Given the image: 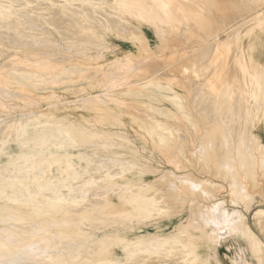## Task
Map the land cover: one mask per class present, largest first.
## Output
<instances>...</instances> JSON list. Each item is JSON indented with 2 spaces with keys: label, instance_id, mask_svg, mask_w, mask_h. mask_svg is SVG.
Masks as SVG:
<instances>
[{
  "label": "bare ground",
  "instance_id": "1",
  "mask_svg": "<svg viewBox=\"0 0 264 264\" xmlns=\"http://www.w3.org/2000/svg\"><path fill=\"white\" fill-rule=\"evenodd\" d=\"M98 1L100 0H97V3ZM107 1L110 8L114 9L111 12H114V16L111 19L107 16V28L117 30L115 28L123 26L124 23H133L135 26L146 23L152 29L162 51L167 48L171 40H175L171 39L175 34V37L178 34L180 36L188 35L186 38L190 39V35H192L190 32L193 31V38L202 36L203 39L199 38V42H196L197 38L195 43L190 41L194 44L191 45L193 56L186 58L185 63L176 62L178 59L175 56V63L174 60L172 61L174 75L167 72L166 69L170 66H168L169 62L163 61V54L161 56L163 59L156 53L154 56L162 59L165 69L164 67L158 68V66L152 68L155 65L149 61L143 63V59L139 61L140 55L143 56V54H139L136 60L132 61L133 64L132 62H121V58L129 54L127 52L123 53L121 58L115 56L114 59L118 60L117 63L119 62L115 69L124 70L123 72L121 70L120 73L128 74L131 71L133 74L129 75L130 72L129 77L117 79L118 75L116 80L113 81V79L110 83H104L109 76V73L106 74L104 71L111 69V62L114 59L107 58L99 62L98 54L89 55L86 50L80 49L79 53L82 55L85 53V56H76L79 70L81 68L90 69V71L85 74L88 78L85 84H79V91H74L75 98L72 102L93 112L91 116L100 122L111 116H116L119 120L120 116L124 114L133 116V113L127 111L126 103L119 105L120 98L119 96L115 97L118 95L114 92L115 90L120 91L119 95H121L130 89L133 91L149 89L146 96L150 99L147 102L150 104L147 108L150 110L155 109L152 104V101L156 100L154 91L172 90V95L169 98L172 100L175 111L160 113L164 119H172L173 124L170 123L171 126L168 128L169 124L165 121L164 123L162 120L148 117L150 120L147 121V118L141 126L147 131L148 139L153 145L157 143L161 145L166 142L164 140L171 136V132H174L173 136L177 132L183 133L184 138L180 136L179 138L178 134L174 138L170 137L174 139L173 150L169 152L166 149L165 151L168 155L171 153L178 157V146H182V153H184L182 156L185 157L184 160L182 159L183 166L189 165V168L178 169L179 167L177 168L170 156H167L170 160L165 157L166 154L163 155L165 162L171 164L170 168H152L150 172L153 173V177L150 181H147L139 172L123 168L127 158H133V161L142 165V153L147 151L144 145L141 147L142 151H139L141 149L133 144L132 139L127 136L124 130L110 131L102 125L89 126L83 122L77 123L73 117L75 109L78 107L64 111L63 107L68 102H65L63 97L56 95L52 87L49 86L50 84H63L65 81L66 85H69L67 87L72 88L70 84L78 81L77 78L67 77V74L70 73L67 72V67L60 63L62 58V60L66 57L71 58L68 55L70 50L69 53L67 52L68 54L65 52V58L55 55L58 57L57 59L50 58L54 52L58 54L57 50H52V52L50 49L42 50L44 55L39 58L41 60L38 62L27 61L28 56L22 58L17 52L13 54L9 52L12 54L9 55L11 58H6V61L4 58V61L0 62V107H2L0 112L4 117H7L2 120L3 117L0 114L4 123L0 127V158L4 157L3 160H0V264H153L155 257L158 258V264H222L216 241L219 240L217 238L227 237L229 234L233 239L239 238L243 246H240V254L230 257L231 264H239V261L245 263V258H247L248 264H264V198L260 202L258 201L251 217H248L242 210L236 209L235 207L238 205L234 206L237 203H243L245 198L251 194L247 188V177L249 183L250 180L256 182L255 179L259 178L257 173L264 167V142L262 140L260 142L253 141L255 139L252 140L251 136L249 137L245 132L248 127L253 130L259 123L264 124V18L261 17V21H259V17L253 18L255 12L252 11L254 12L252 15L248 13L251 9L246 11L245 6L248 3H239L235 0H176L175 2L178 4L175 6L170 4L174 0ZM254 1L261 3V1ZM15 5L19 6L18 2ZM78 5L80 4L78 3ZM185 5L190 10L181 14L180 9ZM34 7L36 8L37 5ZM53 9L51 10L53 11ZM108 10L110 11V9ZM56 12L53 14L56 15ZM104 13H106V9ZM21 14L20 16L23 18L26 17L23 13ZM99 14H101L100 11ZM105 15L103 16L105 17ZM250 15L252 16L250 17ZM27 17L26 20L31 19ZM57 17L55 16L54 20L55 18L58 20ZM98 17L103 21L101 16ZM50 18L53 19L52 16ZM60 18H62L61 15ZM68 19L66 18V20ZM48 20L50 21V19ZM183 20L188 26L181 28ZM54 22L49 23L55 24ZM66 22L64 24L71 25ZM33 24L37 29L38 25ZM103 24L105 25L104 22ZM125 25L121 27V30L127 31L128 28ZM18 26L20 25L18 24ZM34 26H32L33 30ZM10 27L6 26L8 29ZM29 27L31 28L30 25ZM29 27L27 25V28ZM180 28H185L186 31H179ZM69 29L71 30L70 26ZM77 30L80 29L77 28ZM1 31L3 30L0 29ZM13 31L5 30V33L10 32L6 33L10 34V39L13 38L11 32L13 35L15 34ZM15 32L16 36L18 33ZM20 32L23 33V31ZM33 32L31 31V33ZM70 33L68 32L66 36L72 33L76 35L77 31L73 30ZM0 34L5 36L2 32ZM74 34L72 36H75ZM41 35L44 36L43 32ZM132 35L134 34L132 33ZM15 36L13 39H16ZM25 36L22 38L25 39ZM1 38L0 44H3ZM6 38H4L5 42ZM21 40L20 43L25 42ZM29 40L31 41V39ZM32 40L34 43V39ZM139 40L142 41L137 47V53L149 51L150 46L147 39ZM5 42L4 45L7 43ZM16 42L10 44L15 45ZM7 45L5 46L10 48ZM170 45L172 44L170 43ZM88 46L90 45L88 44ZM29 47L31 48V46ZM63 53L61 52L59 55ZM0 54L2 55V53ZM37 55L35 56L37 57ZM148 56L150 58L151 55L148 54ZM144 57L146 58V56ZM169 57L167 56V59ZM72 58L74 57L72 56ZM152 58L154 57L150 58L151 61ZM156 61L158 60H154L153 63H157ZM146 64L149 66H144ZM150 64L153 66L150 67ZM91 69H97L102 74L101 76L105 78L103 82H94V72L97 71L93 72ZM178 71L179 74L184 71L183 74L186 76L181 74L183 76L179 78ZM30 73L34 75L31 76ZM47 75L50 77L54 75V80L51 79L52 82H49V79V83L46 84L41 82L43 84L41 87L38 85V89L43 92H36L37 83L39 84L41 78L44 79ZM82 76L80 74L78 77ZM123 76L125 75L123 74ZM38 80L39 82H37ZM174 86L182 87L185 93H179L174 89ZM69 88H65V90L67 91ZM96 88L98 90H95ZM111 95L114 99L110 98ZM43 97L55 98L57 103L46 108L41 106L43 109L35 108L37 100H41L40 98ZM6 99H9V102L6 101V103ZM117 102L118 105H116ZM140 105L137 103V107ZM130 108L132 112L136 110L135 115L142 114L140 111H138L140 114L137 112L138 109ZM116 109L119 110V113L114 112ZM104 110L107 111L103 112ZM144 117L146 116L144 115ZM200 118L203 119V122L199 121L202 124L199 130V123L197 124L196 120H201ZM248 121L250 124L246 125ZM252 137L254 136L252 135ZM145 140L147 143V138H144ZM257 153L258 156H256ZM71 156L89 161L103 157L111 160L114 164L107 166L103 162L105 164L103 169L97 172L93 170V173L74 181V184H79L75 186L77 191L73 192V197L66 199L63 197L64 194L72 192L74 184L64 183L69 175L61 173L69 168L71 159L61 161L62 158ZM185 161L189 163L184 165ZM51 165L54 166L56 173H59L49 174L45 177L44 169L51 168ZM145 165L144 167H148ZM256 168H260L258 172ZM147 170L145 171L147 172ZM197 171H199V176L196 174ZM205 175L210 178H206ZM184 177L190 178L200 187L185 188L178 182ZM165 182L170 184L169 187L162 188L158 192V186ZM219 183H224L226 186L231 204L223 200L224 198L216 199L214 197L217 196V194L214 195V190L217 188L216 186H220ZM255 186L256 184L252 187ZM90 187L95 188L92 190L91 196L84 200L88 196ZM154 188H157V191ZM185 194L188 196L186 197L187 201L182 202ZM60 198L62 200L56 202ZM159 198L171 200L175 205V210L170 211L169 205H161L162 202L158 200ZM212 199L213 201L218 200L215 202L219 204L210 206ZM247 199L253 201V198ZM195 201L209 205L202 207V204H199L198 207L201 205V209H195L196 207H192ZM249 202H246L247 205H243L244 210L248 212L251 206ZM189 213L191 217L188 218ZM172 216H178L179 219L172 224V230L166 231L168 225L166 221ZM224 216H228L229 219L226 221ZM219 218H224V222H221L220 225L218 224ZM213 221L216 225L214 228L213 224L214 229L211 227ZM252 223H256V227L258 225L257 231L252 227ZM149 225H152V229H146V226ZM150 231L157 232L158 235L146 238ZM224 237L221 242H225L226 247L229 248L232 243L225 240H228L230 236L225 240ZM176 252L181 254V256L178 255L180 256L178 260L175 257L177 254L174 255L175 258L170 255ZM242 256L245 258L243 259Z\"/></svg>",
  "mask_w": 264,
  "mask_h": 264
},
{
  "label": "rangeland",
  "instance_id": "2",
  "mask_svg": "<svg viewBox=\"0 0 264 264\" xmlns=\"http://www.w3.org/2000/svg\"><path fill=\"white\" fill-rule=\"evenodd\" d=\"M16 1V2H15ZM20 1H21V3H20ZM24 1V2H23ZM0 0V29L1 30H3V31H1L2 33H4V35L5 36H1V34H0V36L2 37H0L1 38V40H3L2 42H3V44L1 43L0 44V53H2V55L0 56V62H3L4 60V58H5V61L7 60L6 58H8V59H10L11 58V56H9L10 54H9V52H12V54L13 53H15V52H17V53H19V57L21 56L22 58L24 57V58H26V56H28L27 58H26V60L27 61H32V62H38V60H41V59H39V58H41V57H43V55H44V53L42 52V50H46V49H50L51 50V52H52V50H57V52H58V54H56V52H54L52 55H54V56H50V58L52 59H57L58 57L56 56L55 57V55H58L59 56V58L60 57H64L65 58V52L67 53L69 50H70V53L68 54V55H70V57L71 58H67V60H66V58L64 59V60H62L61 59V64L63 65L64 64V66L65 67H67V72L68 73H70V74H67V77H73V78H77L76 80H78V81H75V82H73V83H71L70 85H71V87L72 88H69V87H67V86H69V85H66V83H65V81L63 82V84H50L49 86H51L52 87V89L54 90V93L56 94V95H58V96H60V97H63L64 98V100H65V102H68L67 104H66V106H64L63 107V109H64V111L66 110V109H70V108H75V107H78V108H76L75 109V116L73 117V119L77 122V123H84V124H86V125H93V126H95L96 124L97 125H102V126H104V127H107L110 131H112V130H115L116 129V131H118V132H120V131H122V130H124L125 132H126V134H127V136L128 137H130L131 139H132V142H133V144L138 148L139 147V149H141V147H142V145H144V147L146 148V150L147 151H143V153H142V157H141V163L143 162H145V163H147L146 165H145V163H144V165L145 166H148V167H144V165H143V163H142V165H139L138 163H136V161H133V158L132 159H126V163L125 164H123V168H130V169H132V170H134L135 172H139L141 175H143V177L147 180V181H150V180H152V177H153V173L152 172H150L151 170H152V168H156V169H163V168H165V167H167V168H170V163L168 164V163H166L165 161V157L167 158V156H170L171 158V160H173V162L175 163V165L177 166V168L178 169H180V170H182V169H184V168H189L188 166L186 167V166H183V161H182V159L184 160V156H182V155H184V153H182L183 152V150H182V146L180 147V146H178V149H179V156L178 157H175V155L174 154H171V153H169L170 155H168V153L165 151L166 149H168L169 150V152H171V150H173V140L174 139H172V138H174V136H176L177 134H178V137L180 136L181 138H184V134L183 133H181V132H177V134H175L174 136H173V134H174V132L172 133L171 132V136H169V138L167 137V139L165 138V140L164 141H166V142H164V143H162L161 145H159L157 142V144L156 145H153L152 143H151V141L148 139L149 137V135L147 134V131L141 126L142 125V123H144L145 121L144 120H146L148 117L149 118H151V119H154V118H156V120H162L163 122L165 121L166 123H168L169 125H167L168 126V128H169V126H171L170 125V123L171 124H173V122H172V119H164V117H163V115L160 113V112H163V111H169V112H171V111H175V107L172 105V100L169 98L171 95H172V90H164V89H162V90H156V91H154L153 93L155 94V96L156 97H154V99H156V100H153L152 101V104H153V106L155 107V109L153 108V110H150V109H148L149 108V106H150V104L149 103H147V102H149L148 100H150L149 98H147V96L146 95H148V92L150 91L149 89H147V90H135V91H133V89L131 90H129V91H127V92H124V94H121V95H119V92L120 91H114V92H116L118 95H115V97L116 96H119V105L122 103V104H124L125 105V103H126V105L125 106H127L128 108H127V111L129 112V113H133L132 115L133 116H130L129 114H124L123 116H120L121 118L118 120V118H116V116H111V117H109L108 119H104V120H102L101 122L100 121H98L97 120V118H94V117H92L91 116V113H93V112H90V111H87V110H85L83 107H80V105L79 104H77V105H75L74 104V102H72L73 100H74V98H75V92L74 91H77L78 89H79V87H78V85L79 84H85V82H86V80H88V78L85 76V74H87L89 71H90V69H81L80 68V70H79V67H78V65H77V60H76V56H85V53L82 55V54H80L79 53V51L78 50H80V49H83V50H86L87 52V54H89V55H91V54H98V56H99V58H98V61L100 62V61H103L104 59H110V60H112V59H114V58H116V57H118V58H121L122 57V54L123 53H129V54H127V56H125L124 58H121V62H132V61H135L136 60V58L138 57V55L139 54H143V56L142 55H140V60L139 61H142V59H143V63H146V61H149V62H152V64L153 65H155L154 67H152V68H157L156 66H158V68H162V67H164V69H165V66H163V65H165V63L163 62V61H165V62H169V65L168 66H170V67H168L166 70H167V72H169V74L170 75H172L173 74V72L175 73V70L172 72V70L174 69V63H175V58L176 59H178V60H176V62H184L185 63V61L188 59V58H190V57H192L193 55V50H192V46L194 45V44H192V43H190V41H192V42H194V41H196L195 39H197V41L196 42H199V38H201V39H203L202 38V36H200V37H196L195 36V38H193L194 37V35H193V31L192 32H190V34L192 33V35H190L189 37H190V39H192V40H190V39H188V38H186V37H188V35L187 36H180L179 34L175 37V35H173V38H171V39H175L174 41H170V43L172 44V45H170V43L168 44V46H167V48H165V50L164 51H162V49H160V47H159V42L156 40V38H155V36H154V34H153V32H152V29L146 24V23H143V24H141V25H139V26H135L133 23H131V24H129V23H124V25L128 28V29H126L127 31H125V30H121V27H123V26H119V28H118V26L115 28V29H117V30H112V29H109V28H107L106 27V25L108 24V22H106V21H108V20H106L107 19V16H109L108 18L109 19H111V17L112 16H114V12L113 13H111L112 11H114V9H112V8H110V6L108 5V1L107 0H100V1H98V3H97V0ZM41 1H43V3L45 4V3H48V4H43V3H41ZM56 1V2H55ZM93 1V2H92ZM171 1V0H170ZM176 0H174V1H172V2H170V4L171 5H177L178 4V2H175ZM235 1H237V2H239V3H241V2H243V3H248L246 6H248V7H246L245 6V8H246V11H248V10H250L248 13H250V14H254V12H255V14L253 15V18H258V19H260L261 17L262 18H264L263 16H264V0H257V1H261V3L260 2H256V1H252V0H250L249 2H246L245 0H240V1H238V0H235ZM17 2H18V5L19 6H17V5H15V4H17ZM32 2V3H31ZM64 2V3H63ZM71 2V3H70ZM89 2V3H88ZM100 2H102L101 4H100ZM174 2V3H173ZM25 3V4H24ZM38 3H41V4H38ZM50 3V4H49ZM78 3L80 4V5H78ZM92 3V4H91ZM251 3V4H250ZM261 5H260V4ZM37 5V7H39V9H37V7L35 8L34 6L35 5ZM74 4V5H73ZM89 4V5H88ZM99 4V5H98ZM236 4V3H235ZM25 7H24V6ZM34 5V6H33ZM39 5V6H38ZM45 7H43V6ZM73 5V6H72ZM86 6V8H84V6ZM251 5H252V7H254V8H252L251 7ZM254 5V6H253ZM34 8H33V7ZM48 6V7H47ZM50 6V7H49ZM52 6H53V8L55 9V11H54V9L52 8ZM70 6V7H69ZM81 6V7H80ZM67 7H69V8H67ZM72 7V8H71ZM74 7V8H73ZM89 7H90V9H89ZM96 7V8H95ZM43 8V9H42ZM50 8V9H49ZM58 8H60L59 10H57ZM71 8V9H70ZM88 8V9H87ZM92 8V9H91ZM185 8V9H184ZM198 8H199V6H198ZM247 8H249V9H247ZM6 9V10H5ZM51 9H53V11L54 12H56V10L58 11V13L56 12V15H54L53 13V11L51 10ZM105 9H106V13H104L105 12ZM108 9H110V11L108 10ZM253 9V10H252ZM255 9V10H254ZM261 9H263V10H261ZM34 10H35V12H34ZM36 10H37V12H36ZM62 10V11H61ZM65 10V11H64ZM75 10V11H74ZM77 10V11H76ZM95 10H97V11H95ZM102 10V11H101ZM190 10V8L188 7V6H184V7H182L181 9H180V11H182L181 12V14H185V12L187 11H189ZM18 11H20V12H18ZM48 12V11H50V12H53V13H49V15H48V13H46V12ZM67 11V12H66ZM90 12V14H91V16H90V14H89V12ZM99 11H100V13L101 14H99ZM252 11H254V12H252ZM28 14H27V13ZM42 12V13H41ZM71 12V13H70ZM88 14H87V13ZM256 12H258V13H256ZM21 13H23V15H25L26 17H27V15H28V19H29V17L31 18V19H29V20H26V17L25 18H23V16H20V15H22ZM64 14V15H62V14ZM102 13H103V15L104 14H106L105 15V17L102 15ZM36 14V15H35ZM42 14V15H41ZM54 16H53V15ZM58 14V15H57ZM67 14H68V16H67ZM72 14V15H71ZM94 14V15H93ZM259 14H261V15H259ZM60 15H61V17L62 18H60ZM66 15V16H65ZM252 15H250V17L252 16ZM36 18H35V17ZM49 16V17H48ZM53 17V19L52 18H50V17ZM55 16H58L57 18H58V20L55 18V20H57V21H59L58 23H57V21H55L54 20V17ZM65 16V17H64ZM70 16V17H69ZM73 16H76V17H73ZM87 18H85V17ZM89 18H88V17ZM93 16V17H92ZM98 16H101L100 18H102L103 19V21L101 20V19H99V17ZM81 17V18H80ZM33 18V19H32ZM50 19V21L48 20V19ZM66 18H69L68 20H66ZM105 18V19H104ZM14 19V21H12ZM61 20V22H60V20ZM64 19V20H63ZM249 19H251V18H249ZM42 20V21H41ZM52 20V21H51ZM55 22H54V21ZM69 20H71V21H69ZM79 20V21H78ZM85 20V21H84ZM92 20V21H91ZM101 20V21H100ZM186 20V19H185ZM262 19H260L259 21H261ZM46 21V22H45ZM66 21H69V22H71V23H69V22H66V23H68V24H71V25H69L70 26V28H71V30L69 29L68 30V25L67 24H64ZM82 21V22H81ZM124 21V20H123ZM2 22H4V23H2ZM9 22H11V23H9ZM49 22H54L55 24H50ZM62 22H63V24H62ZM77 22V23H76ZM94 22V23H93ZM103 22L105 23V25L103 24ZM183 23L181 24V28L182 27H187L188 25L186 24V23H184V22H186V21H182ZM33 23H35L36 24V26H37V29L35 28V26H34V24ZM74 23V24H73ZM4 24V26H2ZM18 24L20 25V26H22V27H20V26H18ZM28 25V27H29V25L31 26V28L29 27V28H27V25ZM50 24V25H49ZM76 24H77V26H76ZM90 24V25H89ZM92 24V25H91ZM104 26H103V25ZM184 24V25H183ZM11 27H10V26ZM60 25H62L61 27H60ZM64 25H66V26H64ZM74 25V26H73ZM83 25V26H82ZM120 25V24H119ZM122 25V24H121ZM6 26L7 27H10L9 29L8 28H6ZM25 26H26V28H25ZM32 26H34V30H33V27ZM76 26V27H75ZM133 26V27H132ZM4 29H3V28ZM12 27H13V29H12ZM24 27V28H23ZM65 27V28H64ZM96 27V28H95ZM196 27H197V23H196ZM38 28H40V29H38ZM43 28V29H42ZM73 28H75V29H73ZM77 28L78 29H80V30H77ZM88 28H90V29H88ZM99 28V29H98ZM102 28V29H101ZM137 28V29H136ZM179 29V31L180 30H182L183 32L184 31H186V29L185 28H183V29ZM10 29H11V31H13L15 34H16V32L15 31H17V35H19L18 37H17V35L15 36V34L13 35L12 34V32H11V35H12V37L14 38V36H15V38L16 39H13L12 37V39H10V34H6V33H10V32H6L5 33V30L7 31H10ZM24 29H26V31H24ZM27 29H29V30H27ZM46 29V30H45ZM65 29V30H64ZM67 29V30H66ZM93 29V30H92ZM185 29V30H184ZM48 30V31H47ZM74 30V32H76L77 31V33H76V35L74 34V33H72V31ZM104 30V31H103ZM132 30H134V31H132ZM20 31H23V33L25 34V35H27V36H29L28 38L29 39H31V41L28 39V38H26L27 36H25L22 32H20ZM28 31H30V32H28ZM31 31H34L33 33H35V34H33V33H31ZM40 31H42L43 32V34H44V36L43 35H41L42 34V32H40ZM65 31V32H64ZM70 33V31H71V35H69V36H66L67 35V33L68 32ZM93 31V32H92ZM125 31V32H124ZM136 31V32H135ZM0 32V33H1ZM20 32V33H19ZM48 32H49V34H48ZM80 32H81V34H80ZM22 33V34H21ZM31 33V34H30ZM36 33H38V34H36ZM132 33L134 34V35H132ZM47 34V35H46ZM62 34V35H61ZM75 35V36H72V35ZM181 35L183 34V33H180ZM78 35V36H77ZM96 35V37H94V36ZM132 35V36H131ZM9 36V37H8ZM23 36H25V39L24 38H22ZM63 36H65V37H63ZM136 36V37H135ZM223 36H225V34H223ZM5 37H7L6 38V42H5V39L4 38ZM53 37V38H52ZM84 37H86V38H84ZM175 37V38H174ZM180 37V38H179ZM19 38V39H18ZM21 38H22V40H21ZM50 38V39H49ZM84 38V39H83ZM147 39V42L149 43V46H150V49H149V51H146V52H138L137 53V47H138V45H139V43L142 41V40H139V39ZM10 40V42H9V40ZM24 39V40H23ZM32 39H34V43H32ZM68 39V40H67ZM177 39V40H176ZM200 39V40H201ZM17 40H19V41H17ZM20 40L21 41H25L24 43H20ZM28 40H29V42H28ZM186 40V41H185ZM16 42V44L15 45H13V44H10L11 42H13V43H15ZM28 43H27V42ZM50 41V42H49ZM52 41V42H51ZM73 41V42H72ZM177 41H178V43H177ZM4 42L6 43V44H8L7 46L8 47H10V48H7L5 45H4ZM31 42V43H30ZM42 44H41V43ZM45 42V43H44ZM49 42V44H47L46 45V43H48ZM57 44V45H59L58 46V48H57V45L55 44V43ZM176 42V43H175ZM180 42V43H179ZM185 42V43H184ZM186 42H188L187 44H186ZM30 43V44H29ZM90 45V46H88V44ZM195 43V42H194ZM40 46H39V45ZM45 44V45H44ZM86 44V45H85ZM178 44V45H177ZM182 44V45H181ZM2 45H4L3 47H2ZM10 45V46H9ZM19 45V46H18ZM73 45V46H72ZM93 45V46H92ZM192 45V46H191ZM15 46V47H14ZM29 46H31V48L29 47ZM33 46V47H32ZM52 46H55L53 49H51L50 47H52ZM86 46V47H85ZM61 47V48H60ZM71 47V48H70ZM172 47V48H171ZM180 47V48H179ZM190 47V48H189ZM184 48V49H183ZM198 48H199V46H198ZM10 51H9V50ZM160 49V50H159ZM170 49V50H169ZM4 50H6L5 52H4ZM38 50H40V51H38ZM67 50V51H66ZM173 50H174V52L175 51H177V52H173ZM74 53H73V52ZM77 51V52H76ZM162 53H161V52ZM6 54H4V53ZM41 54H39V53ZM63 53L64 54V56H63V54L62 55H59L60 53ZM159 52H160V54H159ZM26 53V54H25ZM38 55H37V54ZM43 53V54H42ZM157 54V56H159V57H161V56H163L164 55V60L162 61V59H159V57H157L156 55L154 56V54ZM168 53H169V55H168ZM185 53V54H184ZM189 53V54H188ZM198 53V52H197ZM4 54V55H3ZM11 54V55H12ZM37 55V57L35 56V55ZM148 54L149 55H151L150 56V58L151 57H154V58H152L153 60L151 61V59L149 58V56H148ZM163 54V55H162ZM167 54V55H166ZM179 54V55H178ZM8 55V56H7ZM30 55V56H29ZM67 55V56H68ZM4 56V57H3ZM72 56L74 57V58H72ZM116 56V57H115ZM136 56V57H135ZM142 56V57H141ZM144 56H146V58H148V60H146V58L144 57ZM167 56H170L168 59H167ZM171 56H173V57H171ZM176 56V57H175ZM180 56V57H179ZM184 56V58H182ZM31 57H32V59H31ZM135 57V58H134ZM145 59H144V58ZM157 58V59H156ZM180 58V59H179ZM187 58V59H186ZM33 59H35V60H33ZM69 59V60H68ZM169 59H170V61H169ZM2 60V61H1ZM138 60V59H137ZM154 60H158V61H156L157 63H153V61ZM174 60V63H172V61ZM181 60V61H180ZM66 61V62H65ZM117 61L118 60H113V62H111L112 64V66H111V69H109V70H105L104 72L106 73V74H108L109 73V76L105 79V78H103V76H101L102 74L97 70V69H91V71H93L94 72V70L95 71H97V72H94V76H93V78H94V82H103V80L105 79V81H104V83L106 82H112V80L113 81H115L116 80V78H117V76L119 75V77L117 78V79H119V78H121V77H123V78H127V77H129V75H132L133 73L131 72V71H129L128 72V74L127 73H120L121 72V70H122V72L124 71L123 69H115L116 68V66L117 65H119V62L117 63ZM74 62H75V64H74ZM161 62V63H160ZM142 63V64H143ZM116 64V65H115ZM132 64H133V62H132ZM161 66H160V65ZM163 64V65H162ZM179 64V63H178ZM74 65V66H73ZM78 67H76V66ZM153 65H151L150 64V67L151 66H153ZM80 67H82L81 65H79ZM114 66V67H113ZM144 66H149V64H146V65H144ZM95 67H97V66H95ZM74 68V69H73ZM77 68V69H76ZM133 68V67H132ZM170 69V70H169ZM70 72H69V71ZM78 70V71H77ZM79 71H81L80 73H79ZM117 71V72H116ZM171 71V72H170ZM76 72V73H75ZM85 72V73H84ZM84 73V74H83ZM118 73V74H117ZM172 73V74H171ZM181 73V72H180ZM184 73V71L181 73V74H183ZM81 74V76L82 77H78L79 75ZM123 74L125 75V76H123ZM181 74H179V71H178V76H179V78L180 77H182L183 75H185V74H183V75H181ZM29 75H34L33 73H30ZM174 75V74H173ZM177 75V73L175 74V76ZM181 75V76H180ZM49 75H47V76H45L44 77V79L43 78H41L42 80H40V83L38 84L37 82H39V80L36 82L37 83V89H36V92H43L41 89H38L39 87H41V84H46L47 82H48V80L50 79V81L49 82H52V80H54V75H51V77L49 76V78H47ZM177 76V77H178ZM186 76V75H185ZM84 77H86L85 79H84ZM52 79V80H51ZM55 79H56V77H55ZM44 80V81H43ZM107 80V81H106ZM41 82H43V83H41ZM48 82V83H49ZM185 83V82H184ZM38 85H39V87H38ZM97 85V84H96ZM107 85V84H106ZM65 88H69V90H65ZM173 88V87H172ZM152 89V88H151ZM174 89L176 90V91H178L179 93H185V90L182 88V87H178V86H174ZM95 90H98V88H96ZM79 91V90H78ZM140 93V94H139ZM168 94V95H167ZM123 95H124V97H123ZM110 97V96H109ZM44 98V99H43ZM43 98H40L41 100H37V102H36V104H35V108L36 107H40V108H46L47 106H54L56 103H57V101L55 100V98H48V97H43ZM110 98H112V99H114V97L111 95V97ZM109 98V99H110ZM118 98V97H117ZM108 99V100H109ZM111 99V100H112ZM63 100V101H64ZM118 100V99H117ZM128 100H129V102H128ZM6 101H8L9 102V99H6L5 100V102ZM122 101V102H121ZM125 101V102H124ZM130 101H132V102H134V103H132V102H130ZM141 101H144V102H142L141 103ZM94 103L96 102V103H98L97 101H93ZM118 102H117V104L116 105H118ZM7 103V102H6ZM100 103V102H99ZM131 103V104H130ZM136 103V104H135ZM137 103H138V105H140V106H138L137 107ZM128 104V105H127ZM130 105V106H129ZM133 105V106H132ZM42 106V107H41ZM135 106V107H134ZM146 107V109H145V107ZM130 107H133L134 109L136 108V109H138L137 110V112L138 111H140V113H142V114H140L139 112V116H137V115H135L136 114V110H133V112L131 111L132 109L130 108ZM140 107V108H139ZM142 107H144V108H142ZM148 107V108H147ZM2 107H0V110H2L1 109ZM19 108V107H18ZM42 108V109H43ZM131 109V110H130ZM141 109V110H140ZM159 110V112H158V110ZM145 112H144V111ZM157 112H156V111ZM105 111H107V110H104L103 112H105ZM131 111V112H130ZM147 111V112H146ZM153 111V112H152ZM114 112H116V113H119V110H115ZM135 112V113H134ZM144 112V113H143ZM150 113V115H149V113ZM156 112V113H155ZM0 114H1V112H0ZM146 116V117H144V115ZM1 116L3 117L2 118V120H4L5 119V117L1 114ZM7 118V117H6ZM89 118V119H88ZM140 118H142V119H140ZM147 119V121L148 120H150V119ZM201 120H196V122H197V124L199 125V130H200V127H201V125L202 124H200V122L199 121H201V123L203 122V119L202 118H200ZM2 120H1V117H0V124H2L3 122H2ZM2 122V123H1ZM164 122V123H165ZM250 124V122L248 121L247 123H246V125H249ZM4 125V123L0 126V127H2ZM172 126H174V125H172ZM141 128V129H140ZM171 128V127H170ZM120 129V130H119ZM138 130H139V134H138ZM246 133H247V135L250 137L251 136V138H252V140H253V138L255 139V140H253V141H263L264 142V124L263 123H259L258 125H256V127H254L253 128V130H250V127H248V129L245 131ZM250 132V133H249ZM142 133V134H141ZM145 136H144V135ZM252 135L254 136V137H252ZM173 136V137H172ZM170 137H172V138H170ZM179 137V138H180ZM144 138H147V143H146V140L144 141ZM155 139H156V137H154ZM257 138V139H256ZM172 139V140H171ZM157 140V139H156ZM161 146V147H160ZM193 147V146H192ZM161 149V150H160ZM139 151H142V149L141 150H139ZM162 151H163V153H162ZM165 151V152H164ZM161 152V153H160ZM180 152H181V154H180ZM166 154V156L164 157V155ZM163 155V156H162ZM187 156L189 157V155H188V153H187ZM256 156H258V153H257V155ZM180 157H182V158H180ZM187 157V158H188ZM3 156L0 158V160H3ZM169 158V157H168ZM167 158V159H168ZM63 159H65V160H63ZM71 159V160H70ZM170 159H168V160H170ZM178 159H180V160H178ZM66 160H70V164L71 165H69V168L67 169V170H65L64 171V173L62 172L61 174H67V175H69V177L68 178H66L65 179V181H64V183H72V184H74L73 182L74 181H78V179L80 180L82 177H84V176H86V175H88L89 173H93L94 171L95 172H97V171H99V170H101V169H103L104 167H105V164L108 166H112V164H114L111 160H107L106 158H101V157H99V159H94L93 161H89V160H87V159H84V158H81V157H77V156H71V157H68V158H62V161L61 162H63V161H66ZM107 161V162H105V161ZM130 160V161H129ZM186 160V159H185ZM109 161V162H108ZM128 161V162H127ZM105 164H104V163ZM159 162V163H158ZM181 164H180V163ZM77 163V164H76ZM136 163V164H135ZM161 163V164H160ZM189 163V162H188ZM188 163H186V161H185V163H184V165L186 164H188ZM134 165H137V166H135L134 167ZM150 165H152L153 167H151ZM182 165V166H181ZM101 167V168H100ZM138 167V168H137ZM146 168V169H144V168ZM184 167V168H183ZM143 168V169H142ZM149 168H151V169H149ZM48 170V173L46 174V172H47V170ZM148 169V170H147ZM185 169V170H186ZM257 169V172H258V170L260 169H258V168H256ZM264 167L263 168H261L260 169V172H256L257 173V176L259 177V178H256L255 179V181L256 182H252V180H250L251 182L249 183V181H248V177H247V179H246V182H248L247 184L250 186V188H251V190H250V188H249V186L247 185V188H248V191L251 193L250 195H249V197H246L245 198V200H247V201H245L244 200V202L242 203V202H240V203H237V204H235V203H232L234 206H237V207H235L236 209L238 208L239 210H242L243 212H245V214L248 216V217H251V215L253 214V209L255 208V206H256V204L257 203H259L260 202V200L261 199H263L264 198ZM50 170V171H49ZM94 170V171H93ZM145 170H147V172L145 171ZM262 170V171H261ZM199 171H197V176H199L200 174L198 173ZM262 172V173H261ZM59 173V172H58ZM58 173H56V171H55V169H54V166H52L51 165V168H45L44 169V176L45 177H47L49 174H51V175H56V174H58ZM180 173H181V171H180ZM46 174V175H45ZM263 174V175H262ZM72 176H75V177H72ZM205 176H207V175H205ZM263 179H262V178ZM185 178V177H184ZM182 179V178H178V179H182L181 181L179 180L178 181V179H177V181L182 185V186H185V188H196V187H200L199 186V184H197L196 182H194L193 180H191L190 178H188V177H186L185 179ZM206 178H210V176L208 177H206ZM212 178H213V176H212ZM73 179V180H72ZM259 180V181H258ZM186 181H187V183H186ZM260 182V183H259ZM76 183V182H75ZM189 183V184H188ZM194 184H197V185H194ZM220 184V186L218 185V186H216L217 188L214 190V195L215 194H217V196L215 195L214 197H216V199L217 198H224L223 200H225V201H227V203H229V204H231V202L229 201L230 200V198L228 199V192H227V188H226V186L224 185V183H219ZM223 184V185H222ZM251 184H253L252 186H254L255 184H256V188L255 187H252L251 186ZM258 184V185H257ZM259 184H261V185H259ZM62 185V184H61ZM76 185H79V184H74V189H72L71 191L72 192H70V193H65L64 194V196L63 197H65L66 199H69V198H71V197H73V192H76L77 191V189L75 188V186ZM166 187H165V186ZM169 183H162L161 185H159L158 186V192H160V190L163 188H167V187H169ZM189 185V186H188ZM222 185V186H221ZM33 186V185H32ZM31 186V188H34V187H32ZM174 186H176L175 185V183H174ZM196 186V187H195ZM225 186V187H224ZM258 186V187H257ZM95 187H90V189H89V191H88V196H86L85 197V199L84 200H87L90 196H91V192H92V190L94 189ZM176 188V187H175ZM258 188V189H257ZM157 188H154V190H156ZM252 189H255V190H252ZM157 191V190H156ZM225 191V192H224ZM263 191V192H262ZM216 192H218V193H216ZM222 192V193H221ZM188 193V192H187ZM221 193V194H220ZM222 194H223V196H222ZM186 195V194H185ZM184 195V198H182V202H185V200L187 201V198L186 197H188L187 195L185 196ZM251 195H253V196H251ZM226 196V197H225ZM251 196V197H250ZM262 197V198H261ZM247 198H253V201H250L251 199H247ZM161 199V200H160ZM255 199V200H254ZM60 200H62V198H60L59 200H57L56 202H60ZM159 201H161L162 202V204H161V202H160V204L161 205H163L164 204V206H167V205H169L168 206V209L170 210V211H172V210H175V205H173V203H172V201L171 200H167V199H164V198H159L158 199ZM163 201H165V202H163ZM212 201H213V199H212ZM211 201V203H210V206H216V205H218L219 203L218 202H215V201H218V200H215V201H213L212 202ZM250 201V202H249ZM257 201V202H256ZM259 201V202H258ZM263 201V200H262ZM261 201V202H262ZM167 202H169V203H167ZM246 202H249V204L252 206H250L249 207V212L248 211H245L244 210V204H248V203H246ZM264 202V201H263ZM204 202H201L200 203V201H195V203L192 205V207H196L195 209H201L200 207H201V205L198 207V205L199 204H202V207H206L207 205H209L208 203L206 204V203H204ZM215 203V204H214ZM218 203V204H217ZM249 206V205H248ZM198 207V208H197ZM251 208V209H250ZM180 217V216H179ZM187 217L189 218V217H191V214L189 213L188 215H187ZM228 217V216H227ZM227 217H225L224 216V218H226V221H227V219H229V218H227ZM230 217V216H229ZM224 218L222 219V218H219L218 219V221H220V222H218V224L220 225V223L221 222H224ZM179 218H178V216H172V217H170V219H167V223H168V225H167V227H166V231H169V230H172L173 228L171 227L172 226V224L173 223H175L177 220H178ZM220 219H222V220H220ZM252 219V218H251ZM215 222H216V219L214 220ZM213 221V222H214ZM251 222H254L253 220H250ZM215 222L214 223H212V225H211V227L213 228V224H214V228H216V225H215ZM216 224H217V222H216ZM253 224V223H252ZM251 224V225H252ZM252 227L253 228H255V230L257 231V229L256 228H258V225H257V227H256V223H254L253 225H252ZM213 228V229H214ZM146 229H152V225H149V226H146ZM131 233V232H130ZM129 233V234H130ZM152 235H151V234ZM155 232L153 231V232H149V234H147V236H146V238H149V237H153V236H157L158 235V233L156 232L155 234H154ZM218 233H219V231H218ZM150 235V236H149ZM220 235V234H219ZM221 236V235H220ZM230 236V237H229ZM222 237H224V236H221V237H219V238H217V240L218 241H216V239H215V241L216 242H218L217 243V245H218V249H219V255H220V259H221V261H222V264H231L230 263V257H232V256H236V254H238L240 251H241V247H243L242 246V241L239 239V238H236V239H233L232 238V236H231V234H229L227 237L225 236L224 237V240H225V238L227 239L228 237V240H225V241H227V242H231L232 243V246H229V248L228 247H226L227 245H226V243L225 242H221V239H223ZM221 242V243H220ZM220 244V245H219ZM241 246V247H240ZM236 252V253H235ZM182 253V252H181ZM244 253V252H243ZM177 254V255H176ZM240 254V253H239ZM140 255V254H139ZM171 255V257L173 256L174 257V255H176L175 257H177L176 259L178 260V259H180V256H181V254H178V252H176V253H171L170 254ZM178 255H180V256H178ZM170 257V258H171ZM172 257V258H173ZM174 257V258H175ZM245 257H246V255H245ZM244 257V258H245ZM242 258H243V256H242ZM243 258V259H244ZM159 259H160V257H159ZM246 260H247V258H245ZM154 260L156 261H154V262H152L153 264L155 263V264H158L159 262H157L158 261V258H154ZM174 260V259H173ZM177 260H174V261H177ZM246 260H245V263L244 262H240L239 261V264H248L247 262H246ZM174 261H172V262H174ZM123 263H126V261H123ZM150 264V263H149ZM171 264H173V263H171Z\"/></svg>",
  "mask_w": 264,
  "mask_h": 264
}]
</instances>
